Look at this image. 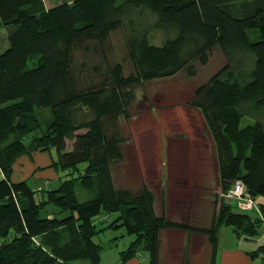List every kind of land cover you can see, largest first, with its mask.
Here are the masks:
<instances>
[{
	"label": "trees",
	"instance_id": "trees-1",
	"mask_svg": "<svg viewBox=\"0 0 264 264\" xmlns=\"http://www.w3.org/2000/svg\"><path fill=\"white\" fill-rule=\"evenodd\" d=\"M0 26L6 27L9 41L0 53V236L7 239L0 243V264H99L103 245L95 235L116 221L135 236L121 252L122 264L139 252L148 255L143 264H162L165 229L206 234L212 245L207 264H216L223 225L239 235L261 232L264 0H71L50 7L44 0H0ZM118 27L142 79L175 75L220 47L226 61L198 87L193 104L215 144L221 192L242 180L258 213L222 197L210 227H200L188 223L193 215L185 216L186 222L158 215L148 186H116L112 165L122 160L127 140L120 114L132 99L126 86L133 78L124 77L117 63L98 81L85 82L87 65L80 66L78 54L97 51V44ZM152 30L164 34L160 44L152 42ZM37 108L51 111L43 132ZM245 117L253 122L241 126ZM52 146L56 165L65 171L58 187L33 189L25 180H12L18 156ZM188 206L187 214H193L190 200ZM115 212L112 222L97 227L95 217ZM262 250L249 254L255 259Z\"/></svg>",
	"mask_w": 264,
	"mask_h": 264
},
{
	"label": "rangeland",
	"instance_id": "rangeland-1",
	"mask_svg": "<svg viewBox=\"0 0 264 264\" xmlns=\"http://www.w3.org/2000/svg\"><path fill=\"white\" fill-rule=\"evenodd\" d=\"M44 1L48 7L65 1L71 2ZM150 37L152 42L160 44L164 34L159 30H152ZM8 45L7 29L0 26V53ZM96 48L97 51L91 48L78 54L80 66L83 61L87 65L83 76L85 82L98 81L117 63L121 64L124 77L133 78L132 84L126 86L132 99L120 114L127 140L123 144L122 160L112 165L116 186L131 189L148 186L155 195L154 208L158 213L182 222H186L184 216L193 215L188 223L210 227L213 217L219 213L223 195L215 144L203 113L194 106L193 101L196 99L198 87L225 63L226 58L222 50L219 46L212 47L207 52L206 60L197 58L175 75L142 79L137 77L121 28L111 30L108 38L98 43ZM35 60L37 59H29V65L32 66ZM36 110V120L42 125L43 132L51 118V111L49 108ZM250 122L253 120L245 117L241 126ZM33 136L35 131L30 133L29 139ZM68 144L70 147L72 141L69 140ZM52 150L55 156V150ZM176 157L182 161L181 164L180 161L179 164L176 162ZM181 167L184 168L183 173ZM181 173L186 182L179 177L182 176ZM177 177L178 185H174L173 179ZM172 197L176 199L173 200ZM188 200L192 202V207H195L193 214H187L191 209L190 206L187 207ZM224 200L242 209L236 199ZM255 210L259 212V208ZM117 215L116 212L110 213L107 218L100 214L94 221L98 228H103ZM119 222L111 223L109 228L95 235V241L103 245L99 264H117L121 260V252L126 250L135 238L133 234L128 233L125 226L119 225ZM220 230L219 236L221 235L223 240L221 245L232 244L230 235H235L232 226L223 225ZM261 235L264 237V228L257 237ZM205 238L206 244L203 243ZM6 240L0 236V243ZM238 244L245 246L246 241L241 239ZM183 246L184 248H181ZM160 251L162 264H207L212 254V245L208 236L199 235L194 231L165 229L161 231ZM144 255L148 256L140 252L138 254L142 262H147Z\"/></svg>",
	"mask_w": 264,
	"mask_h": 264
},
{
	"label": "crops",
	"instance_id": "crops-1",
	"mask_svg": "<svg viewBox=\"0 0 264 264\" xmlns=\"http://www.w3.org/2000/svg\"><path fill=\"white\" fill-rule=\"evenodd\" d=\"M179 142L181 143L182 141ZM52 149L55 150L54 152L55 156L53 155ZM57 160H58V153L54 146L45 149L43 148L33 149L30 152L23 153L20 156H18L13 163L12 180L15 182L25 180L33 189H41L43 187L56 188L61 184V180L65 175V171L61 170L56 165ZM179 161L180 160L176 157V162L178 164ZM181 163L182 161H180V164ZM181 172L182 173L184 172L183 167H181ZM2 177H3V172L0 168V179ZM179 177L183 178L184 182L187 181L183 176V174L182 176ZM179 177L173 179L174 185H176V183L178 182ZM163 183L165 184L164 180ZM184 187H186V185ZM171 199L174 200L176 198L172 197ZM261 200L263 201L264 199ZM47 208L49 210L55 209L52 205H48ZM156 213L158 215L161 214L158 213L157 211ZM262 228H264V223ZM233 231L235 235L233 234L230 235L232 244L221 245L223 240L221 235L219 236L218 245H217V254H216L217 256L216 264H264V250H262L259 253V256H257L255 259H253L249 254L250 251H256L257 249H259V247L264 246L263 235H261L260 237H257L259 234L252 236H248L246 234L239 235L238 233H236L234 229ZM196 233H199V235L207 237V235L204 233H200V232H196ZM241 239L246 241L245 246L244 245L241 246L238 244V241ZM206 242L207 240L205 238V241L203 243L206 244ZM144 257L145 259L148 260V256L144 255ZM121 263H122L121 260L117 262V264H121ZM143 263L144 261L142 262L141 257L136 256L129 259L125 264H143ZM78 264H85V262H78Z\"/></svg>",
	"mask_w": 264,
	"mask_h": 264
},
{
	"label": "built area",
	"instance_id": "built-area-1",
	"mask_svg": "<svg viewBox=\"0 0 264 264\" xmlns=\"http://www.w3.org/2000/svg\"><path fill=\"white\" fill-rule=\"evenodd\" d=\"M224 199L235 200L238 205L244 210H252L258 208L256 200L248 192L246 186L242 180H236L232 183V186L222 193Z\"/></svg>",
	"mask_w": 264,
	"mask_h": 264
}]
</instances>
